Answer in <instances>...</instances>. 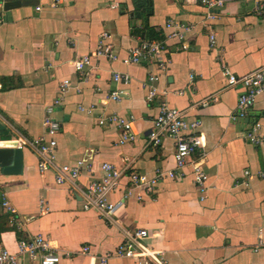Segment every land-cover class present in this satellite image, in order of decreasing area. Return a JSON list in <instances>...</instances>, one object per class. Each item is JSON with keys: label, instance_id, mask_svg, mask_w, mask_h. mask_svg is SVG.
<instances>
[{"label": "crops", "instance_id": "obj_1", "mask_svg": "<svg viewBox=\"0 0 264 264\" xmlns=\"http://www.w3.org/2000/svg\"><path fill=\"white\" fill-rule=\"evenodd\" d=\"M0 1V182L21 219L12 222L0 191V214L8 216L0 248L17 253L20 239L41 234L57 252L72 253L60 264H100L102 256L125 240V230L145 228L148 245L163 252L166 264H264V178L254 176L246 185L244 175L246 169L256 173L264 166V147L246 138L257 122L264 134V95L247 118L232 120L244 86H228L222 68L224 62L242 76L264 66V17L252 12L254 2H228L207 19L200 0H152L151 27L167 33L171 18L194 27L186 49L175 39L169 41L172 63L162 70L155 64L121 61L145 36L132 33L133 25L144 26L143 20H132L135 0H62L57 7L52 0ZM211 28L215 47L210 46ZM104 31L112 34L120 59L94 57L84 71H77L74 61L96 50ZM114 72L131 76L129 95L120 101L107 100L121 86L113 80ZM150 75L158 76L152 102L143 87ZM64 79L71 86L53 112L61 124L56 164L88 161L74 184H58L55 169L40 172L39 155L30 146L5 143L19 136L48 138L46 108L60 94ZM162 100L185 110L190 119L202 120L203 148L183 170L176 167L173 138L148 143ZM80 105L97 109L88 114ZM108 113L134 116V141L121 144L116 126L98 125V117ZM125 158L131 160L130 170L153 175L160 168L179 176L166 178L153 193L134 188L114 221L85 210L83 192L102 176L101 164L123 165ZM195 161L203 162L209 176L204 197L194 182ZM128 186L127 178L122 179L110 198L119 200ZM85 246L90 251L83 252ZM18 257L22 264H40L27 255ZM110 264L138 260L114 256Z\"/></svg>", "mask_w": 264, "mask_h": 264}, {"label": "built area", "instance_id": "obj_2", "mask_svg": "<svg viewBox=\"0 0 264 264\" xmlns=\"http://www.w3.org/2000/svg\"><path fill=\"white\" fill-rule=\"evenodd\" d=\"M207 8V19L215 18L214 10H220L226 3L232 1L246 0H200ZM254 2L253 13L260 17H264V2L261 0H250ZM62 0H52L51 6L57 7ZM113 7L115 5H112ZM3 2L0 1V9ZM36 11H41L38 6ZM2 26V18L0 16V27ZM193 25L181 23L171 18L166 23L167 33H163V38L154 40H142L139 44L129 50L127 56L121 61L125 64H155L160 69L165 70L172 63V52L169 49V41L176 40L181 43V48L186 49L187 35L193 30ZM212 29V28H211ZM112 34L104 31L101 34L99 45L91 54L81 56L74 61L77 71H84L87 66L92 64L94 57H103L111 61L119 60V55L115 51L112 43ZM217 44L216 33L212 29L210 32V46L215 47ZM224 74L227 76L228 86L242 84L244 91L239 94L236 111L231 115L232 120H240L248 117L258 97L264 95V66L259 67L245 75L237 76L234 74L224 62H222ZM194 76H190L191 81ZM113 80L121 86L113 89L107 100L120 101L129 95L128 85L131 83V76L128 73L114 72ZM158 76L150 75L148 80L143 83V87L147 90V100L152 102L158 95L155 86ZM71 86L69 79H64L60 86V94L54 99L51 105L46 108V116L44 125L47 128L48 138L39 137L30 140L24 136L9 140L8 146L23 148L30 146L39 155L38 169L40 172H46L50 169L56 170V182L63 184L65 182L73 183L79 178L82 170L88 166L86 159H78L73 163L62 165L56 164V148L58 146L57 136L61 130L60 122L53 116L54 107L60 106L63 102L65 94ZM0 84V88H1ZM80 91V89H78ZM166 93V92H164ZM217 99V95L212 96ZM205 103H207L205 101ZM79 109L88 114H93L97 106L89 107L80 105ZM99 126L113 125L120 131V143H130L135 140L134 132V116H122L115 113L103 114L97 119ZM202 120L190 119L185 110L170 106L167 100H162L158 107V114L154 119L153 126L148 133V143L152 145H160L165 137L173 138L175 141V162L178 170L188 163L189 158L203 148V139L200 133ZM260 123L257 122L254 127L246 134V138L254 145L264 147V134L260 133ZM96 152V151H95ZM129 158H125L123 165H117L111 162H103L101 164L102 176L93 178L85 189L84 204L85 210H94L109 221H114L113 215L119 207H122L132 193L134 188H142L148 193L157 190L158 185L166 178L175 179L179 174L174 170L156 169L153 175H148L136 170H130ZM194 182L202 194L208 189V173L202 161L193 163ZM182 175V174H181ZM245 184L248 185L250 179L254 176L264 178V166L261 170L253 173L250 169L244 171ZM127 178L130 186L127 187L126 193L119 200H112L110 195L117 191L122 179ZM3 185L0 182V191L2 197V206L12 215V222L21 221L17 214L16 208L7 199L6 193L2 191ZM125 240L120 243L115 251L108 252L101 257L100 264H110V260L114 256L136 258L138 264H166V259L161 250H156L148 245L149 233L145 228L135 230H125ZM262 242L255 247L258 251ZM18 252L14 253L7 248H0V264H22L18 255H27L31 259H37L40 264H60L63 257L69 258L72 253L65 252L61 254L51 245L47 236L36 235L27 239H20L18 242ZM83 252L90 251V246H85Z\"/></svg>", "mask_w": 264, "mask_h": 264}, {"label": "trees", "instance_id": "obj_3", "mask_svg": "<svg viewBox=\"0 0 264 264\" xmlns=\"http://www.w3.org/2000/svg\"><path fill=\"white\" fill-rule=\"evenodd\" d=\"M136 8L134 10V17L132 20H143L144 26L139 29L138 26H132V33L137 35L145 34L144 40H154L163 38V34L151 27L149 24V18L153 13V1L152 0H135ZM1 202V199H0ZM8 229V216L0 214V237L1 234Z\"/></svg>", "mask_w": 264, "mask_h": 264}, {"label": "water", "instance_id": "obj_4", "mask_svg": "<svg viewBox=\"0 0 264 264\" xmlns=\"http://www.w3.org/2000/svg\"><path fill=\"white\" fill-rule=\"evenodd\" d=\"M6 145H7V143H6Z\"/></svg>", "mask_w": 264, "mask_h": 264}]
</instances>
